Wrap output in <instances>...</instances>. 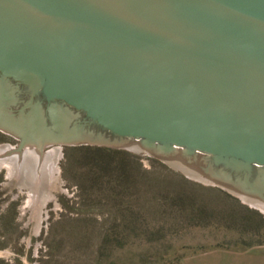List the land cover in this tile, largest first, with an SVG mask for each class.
I'll use <instances>...</instances> for the list:
<instances>
[{"label": "water", "instance_id": "water-1", "mask_svg": "<svg viewBox=\"0 0 264 264\" xmlns=\"http://www.w3.org/2000/svg\"><path fill=\"white\" fill-rule=\"evenodd\" d=\"M0 80L68 113L40 152L138 142L264 197V0H0Z\"/></svg>", "mask_w": 264, "mask_h": 264}, {"label": "rangeland", "instance_id": "rangeland-1", "mask_svg": "<svg viewBox=\"0 0 264 264\" xmlns=\"http://www.w3.org/2000/svg\"><path fill=\"white\" fill-rule=\"evenodd\" d=\"M0 83L5 112L20 119L36 109L48 122L43 98ZM21 139L0 129V147ZM82 147L136 157L131 184L122 181L118 195L101 188L103 172ZM30 148L0 152V264H264L263 193L213 176L203 156L195 162L116 138L38 147L33 161ZM251 178L258 187L259 171Z\"/></svg>", "mask_w": 264, "mask_h": 264}, {"label": "bare ground", "instance_id": "bare-ground-1", "mask_svg": "<svg viewBox=\"0 0 264 264\" xmlns=\"http://www.w3.org/2000/svg\"><path fill=\"white\" fill-rule=\"evenodd\" d=\"M0 84V128L14 132L18 137L22 138L24 144L26 143L27 146L31 147L26 153L27 160H38L37 148L42 147L46 142L53 141L54 138H57V140L70 139V132L67 130L69 115L66 111L58 108L51 110V114L48 117L53 122L52 128H49L50 125H48L47 118L42 115V112L36 109L27 116L17 119L13 114L2 109L5 107L3 104L5 103L4 100H7L8 97H6L4 85ZM76 137H73V139Z\"/></svg>", "mask_w": 264, "mask_h": 264}, {"label": "trees", "instance_id": "trees-1", "mask_svg": "<svg viewBox=\"0 0 264 264\" xmlns=\"http://www.w3.org/2000/svg\"><path fill=\"white\" fill-rule=\"evenodd\" d=\"M80 150L92 161L93 170L100 169L103 172V175L99 178L102 184L101 188H104V185H108L107 189L115 192L122 181L125 180L127 184L129 181L131 184V178H128L134 176L133 171L137 168L136 157L127 152L111 148L82 147ZM132 184H134V180ZM109 185L111 186L109 187ZM116 194L118 195L119 192ZM181 201L182 199L179 200V202Z\"/></svg>", "mask_w": 264, "mask_h": 264}]
</instances>
